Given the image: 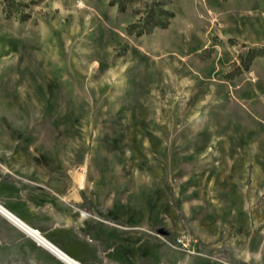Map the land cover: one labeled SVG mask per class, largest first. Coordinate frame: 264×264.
I'll return each instance as SVG.
<instances>
[{"label":"rangeland","instance_id":"obj_1","mask_svg":"<svg viewBox=\"0 0 264 264\" xmlns=\"http://www.w3.org/2000/svg\"><path fill=\"white\" fill-rule=\"evenodd\" d=\"M152 1L0 0V204L30 145L122 233L97 264H264V0H155L137 36ZM0 264L63 263L0 220Z\"/></svg>","mask_w":264,"mask_h":264},{"label":"crops","instance_id":"obj_2","mask_svg":"<svg viewBox=\"0 0 264 264\" xmlns=\"http://www.w3.org/2000/svg\"><path fill=\"white\" fill-rule=\"evenodd\" d=\"M25 148L27 154L23 156L21 164L16 168L13 167L12 170L6 169L12 178L23 185V197L19 200L17 207L10 208L6 204L4 207H7L25 224L50 240L78 263L97 264V248H107L111 243H118V236L122 233L115 230L112 233L113 237H108L105 225L92 220L79 219L77 221L75 210L85 211L87 206L90 208L92 206L90 199L82 191L85 185L84 179H82L83 184L80 185L81 179L79 178L74 177L71 180L61 178L55 169L57 167L49 166L39 154L41 149L30 145ZM53 151L54 149L48 150L49 156L53 155ZM0 220L34 244L36 252L43 258L58 260L1 215ZM64 223L69 224L63 227L61 234L49 235V232L61 229L60 225ZM115 226L120 227L121 225L116 224ZM80 245L84 248L82 251L78 248ZM120 252L115 246L112 252L114 258L118 257ZM107 262L108 264H119L112 260Z\"/></svg>","mask_w":264,"mask_h":264},{"label":"trees","instance_id":"obj_3","mask_svg":"<svg viewBox=\"0 0 264 264\" xmlns=\"http://www.w3.org/2000/svg\"><path fill=\"white\" fill-rule=\"evenodd\" d=\"M131 1L132 0H109L108 6L116 7L119 12H124ZM162 6L160 2L155 0L152 1L150 5L146 6L143 17H141L136 24L129 26V31H136V35L140 36L156 28L165 29L169 20L173 18V13L164 9ZM255 57L264 58L263 49L250 50L247 53V61L244 60L243 62L246 68Z\"/></svg>","mask_w":264,"mask_h":264},{"label":"bare ground","instance_id":"obj_4","mask_svg":"<svg viewBox=\"0 0 264 264\" xmlns=\"http://www.w3.org/2000/svg\"><path fill=\"white\" fill-rule=\"evenodd\" d=\"M82 184L83 180L81 179L80 185ZM0 215L22 233H25L28 237L33 239L38 245L48 250L56 259L61 261L63 264H80L50 240L46 239L39 232L35 231L29 225L25 224L19 217L13 214V212L8 210L2 204H0Z\"/></svg>","mask_w":264,"mask_h":264},{"label":"built area","instance_id":"obj_5","mask_svg":"<svg viewBox=\"0 0 264 264\" xmlns=\"http://www.w3.org/2000/svg\"><path fill=\"white\" fill-rule=\"evenodd\" d=\"M81 215H83V216H86V213H84V212H81Z\"/></svg>","mask_w":264,"mask_h":264}]
</instances>
